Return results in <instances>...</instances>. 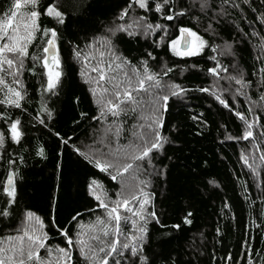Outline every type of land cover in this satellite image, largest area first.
Returning a JSON list of instances; mask_svg holds the SVG:
<instances>
[{"label":"snow or ice","instance_id":"6c2138e0","mask_svg":"<svg viewBox=\"0 0 264 264\" xmlns=\"http://www.w3.org/2000/svg\"><path fill=\"white\" fill-rule=\"evenodd\" d=\"M91 4L76 0L72 12L63 0L0 4V264H200L210 234L197 229L180 237L191 230L199 209L185 197L172 222L167 201L176 199L173 189L198 178L201 198H220L221 218L234 203L226 185L199 175L207 159L187 162L186 150L195 155V149L169 116L170 102L184 108L194 93L239 122L241 130L234 134L226 123L213 129L204 112L190 116L197 141L214 130L221 145L246 142L237 160L252 184L236 174L233 179L249 207L259 206L241 243L243 253L234 260L230 252L223 257L213 252L211 259L264 264V248L252 245L257 231L264 241V0H100L101 10L89 13ZM42 17L51 26L43 25ZM79 17L87 19L78 37L65 40L63 29ZM186 18L192 26L182 23ZM62 44L71 49L93 108L90 115L79 110V95L71 100L76 106L71 131L86 125L83 141L56 130L66 82ZM159 50L204 60L206 69L197 63L187 68L200 72L207 85L173 80L169 74L177 65L163 55L156 63ZM33 130L58 142L56 183L43 213L22 203L20 191L29 162L35 167L50 159L48 142L33 138ZM64 148L87 172L82 203L61 223ZM220 236L217 223L215 237Z\"/></svg>","mask_w":264,"mask_h":264},{"label":"trees","instance_id":"16d2710c","mask_svg":"<svg viewBox=\"0 0 264 264\" xmlns=\"http://www.w3.org/2000/svg\"><path fill=\"white\" fill-rule=\"evenodd\" d=\"M100 0H92L91 7L88 9L89 13H98ZM7 0H0V4H6ZM76 0H63V6L69 12L74 11ZM87 17H79L72 20L70 25H66L63 29V38L65 40H75L79 35V29L85 24ZM42 24L51 26L47 18L42 17ZM182 23L186 26H192L189 19H184ZM132 47H135L133 45ZM157 62L161 55L165 56L169 60L170 66L172 63L177 65L173 73L169 76L176 82L182 83L188 87H194L196 85L206 86L208 81L203 78L200 72L193 69H188L187 65L197 63L201 68L206 69L209 65L199 57L192 58H176L172 57L170 53H166L163 50H159L156 53ZM61 56L63 57L66 71V82L64 84V91L62 92V100L59 107L61 108V116L56 124V130H59L61 134L67 132L69 135L78 137L79 141H83L87 135V126L77 128L75 134L71 131L72 125L69 117L72 115L75 105L71 103L74 95L81 97V104L79 110L88 111L91 115L93 108L89 98L86 94V89L82 86L79 78L76 76L77 65L71 59V49L67 44L61 45ZM35 85V80H30V86ZM213 106L208 107L209 104ZM185 107L179 108L175 102H170L169 116L173 123L181 125L182 132L185 135V139L190 141L188 147L195 149V155H192L186 150L185 155L190 157L189 163L195 161L199 163L200 160L207 159L208 167L204 170L198 169L199 175L205 178L215 177L226 185V193L230 198L229 203H234V207L230 214H227L221 218L218 215L219 206L221 204L220 198L215 196L205 195L203 198L200 196V189L203 188L202 182L196 179H186L179 188L173 189V195L175 200L167 201L170 205L169 211L175 217L182 207V199L185 197L193 198L199 209L198 219L194 222L191 230L185 229L180 233V237L183 238L189 235L190 232L197 229L205 231L210 234L208 236V248L205 256L201 257L200 264H224L223 261H213L211 254L214 252L217 257H223L227 253L233 255L234 260L238 254L243 253L241 243L247 238L248 226L250 220L258 215L259 206L249 207V204L243 199L241 189L236 179H233V174L239 175L241 179L249 181L252 184L250 177L244 175L247 171L240 166L237 160L241 148L246 142L235 143L228 141L223 145L217 142L219 133L213 130L212 134L205 139L197 141L192 132L195 130L193 122L190 116L197 112H204L205 116L209 119L213 125V129L219 123H226L229 129L238 134L241 130V126L238 121L230 117L225 111L221 110L210 99L204 97L203 94L194 93L184 100ZM30 135L35 138L36 136L42 137V142L47 141L50 148V159L45 164L32 166V162H29V167L26 171V179L23 187L20 189L23 196L22 203L30 204L33 209L40 210L41 213L47 210L49 196L55 187V177L53 175V169L55 165V150L57 149L58 142L55 137H50L46 131L33 130ZM195 166V165H194ZM87 170L79 162V158L71 152L69 148H64V164H63V177L61 181V187L59 192V202L61 211L58 213V220L63 223L69 216V214L80 206L83 201L82 186L83 178ZM101 179H105L101 177ZM106 183H108L105 180ZM250 192L255 196V187H250ZM87 219V217H85ZM219 224L221 228V236L215 237V227ZM215 238V239H213ZM218 240L219 243H215ZM252 245L255 249L264 248V241H262L261 233L258 231L255 233V239L252 241ZM242 264V262H241Z\"/></svg>","mask_w":264,"mask_h":264}]
</instances>
